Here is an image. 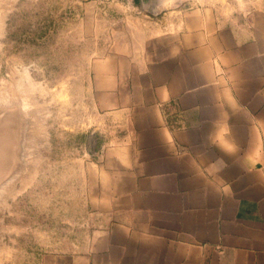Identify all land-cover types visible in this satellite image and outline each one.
<instances>
[{
	"label": "crops",
	"instance_id": "1",
	"mask_svg": "<svg viewBox=\"0 0 264 264\" xmlns=\"http://www.w3.org/2000/svg\"><path fill=\"white\" fill-rule=\"evenodd\" d=\"M183 2H120L137 39L91 64L72 264H264V0Z\"/></svg>",
	"mask_w": 264,
	"mask_h": 264
},
{
	"label": "rangeland",
	"instance_id": "2",
	"mask_svg": "<svg viewBox=\"0 0 264 264\" xmlns=\"http://www.w3.org/2000/svg\"><path fill=\"white\" fill-rule=\"evenodd\" d=\"M123 1L0 0V264H72L86 250L87 162L101 152L90 69L137 39Z\"/></svg>",
	"mask_w": 264,
	"mask_h": 264
}]
</instances>
